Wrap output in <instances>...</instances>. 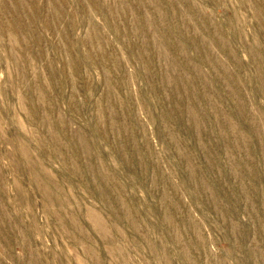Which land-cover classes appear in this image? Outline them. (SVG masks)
<instances>
[{"label":"rangeland","instance_id":"374dc122","mask_svg":"<svg viewBox=\"0 0 264 264\" xmlns=\"http://www.w3.org/2000/svg\"><path fill=\"white\" fill-rule=\"evenodd\" d=\"M0 264H264V0H0Z\"/></svg>","mask_w":264,"mask_h":264}]
</instances>
